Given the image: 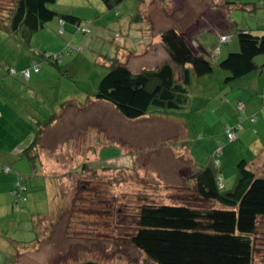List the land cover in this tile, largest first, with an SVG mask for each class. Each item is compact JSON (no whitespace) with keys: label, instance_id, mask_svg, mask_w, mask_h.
<instances>
[{"label":"rangeland","instance_id":"1","mask_svg":"<svg viewBox=\"0 0 264 264\" xmlns=\"http://www.w3.org/2000/svg\"><path fill=\"white\" fill-rule=\"evenodd\" d=\"M201 1L148 0L147 11H149L150 20L154 23L149 26H141L135 21L133 22L135 24L129 28L130 23H132L130 22L131 18L142 12L141 5L136 0H125L116 10H109L101 0H57L50 8L61 14L74 13L78 15L83 20V25L90 29V33L77 31L76 28H73L72 32L60 35L58 30L53 29V26H51L53 22L51 21L46 24L43 30L33 36L29 46L22 41L21 45H18L20 44L17 41L18 39H15L18 37H10L0 31V51L4 50L6 46L9 49H15L14 54L21 48L30 51L36 54L41 70L42 64L46 61L42 57L44 54L59 55L65 53L70 58L67 63L61 58L60 65L67 69L68 74H66L67 72L64 74L69 75V78L71 77L69 79L71 85L62 87V89L61 87L50 88L49 86L40 94H37L35 89L34 95L31 96L33 102L30 101V103L32 111L37 113L44 108L48 109L49 105L47 103L43 104V102L38 104V100L35 98L36 95H48L49 98H58L61 91H63L64 95L77 97L71 96L69 98L73 100L95 97L100 81L109 71L106 56L116 57L119 55L121 62L126 64L134 73H139L142 69L158 67L167 56L159 35L162 29L168 27H177L184 35L187 45L195 53L202 55L215 65L213 74L203 77L199 81L196 80L189 89L190 103L187 108L170 114L180 124V127L187 130L185 132L184 129H180L178 138L174 143L175 152L180 157L179 165H181L177 189L167 188L159 180L152 179L150 183L147 182L145 186H142V180L133 177L136 170L133 172L131 162L138 161L143 156L145 157V154L150 156L155 152L158 154L157 152L165 147L164 143L166 141L163 140V132H160L154 124L126 119L113 105L105 101L103 102L109 104L112 110L115 109L117 116H119L116 119L119 118L124 120L125 123L131 124H126V126L127 133L135 140V145L132 146L133 151L130 152L128 149L131 148L129 146L126 148L122 144L99 147V153L96 154L95 152L94 156L97 157L98 155L100 157L103 168L97 171V178L91 170V173H82L80 168L75 169L73 166L63 168L61 163H66L65 161H69L70 158L68 156L69 149L68 144L60 146L59 143L69 142L71 134L68 133L67 138L64 136L59 137L58 143L55 144L56 150H51L48 154L51 155L53 161L58 160V163L60 162V165L56 162L59 168L43 169L39 168L38 165V169L33 176L31 174L32 178L26 179L28 185L27 201L17 204L20 207L18 209L19 226L14 229L18 230L17 235L22 237L25 248L30 247L34 252L35 255L30 254L28 256L34 259L32 264H70L85 259H96L106 264H154L129 241L130 235L136 230L140 206L143 203L176 204L184 201H189L197 206H210V203L204 204L198 200L190 190L189 185H184V182L190 179V175L187 174L189 173L188 169L191 168L189 157L198 166H206L212 161L216 150H222V153L218 155L221 160L223 149L229 147L228 149L231 150L228 151L229 156L225 159L227 172L224 168H221V176L223 180L227 176L228 180L232 181L227 189L234 186L238 175L237 166L245 158L235 160L233 152L237 150L238 146H246L245 143L256 132L258 122L251 123L248 120L243 122V128L249 130L246 133H243V130L237 132L238 137L243 136V141L239 144L236 140L234 148L232 142L230 143L227 140L225 126L231 125L232 128H235L241 114L243 116L244 114H240V111L234 112L230 103L237 104L238 101H242L247 104V96H254V94L244 86L242 80L225 82L229 73L219 68L218 64L226 56L221 57L217 52L216 58H212V56L205 54L206 51L194 42L199 35H196V33L205 30V32H201L200 37L204 35L203 37H206L209 41V52L211 53V50L216 52L217 46L220 45L218 36L214 32H209L217 27L216 23L219 20L210 15L213 14L211 11L203 12V10L200 12L199 3ZM242 1L251 2L253 0ZM12 2L13 0H0V11L9 8ZM177 9L179 11L175 12ZM257 10L260 11L261 8ZM235 11V15L241 23L244 22L245 17L251 20L254 19V15L249 11L242 9ZM178 12L179 14H177ZM200 18H202L201 22L191 26L193 22ZM149 27L152 30L151 33ZM188 27L190 28L187 30ZM194 28L197 32L193 31ZM154 31H158L159 34ZM187 31H191V34ZM229 32V35L238 41L236 32L232 30ZM200 37L198 38L200 39ZM69 41H71L70 45L73 48L71 53L66 51V44ZM1 57L2 54H0ZM261 57L264 56H260L257 60ZM73 77H76V79ZM22 94L25 95V93ZM54 94L55 96H53ZM243 95H246L245 100L239 98ZM88 110L86 108V111ZM154 110L150 111L151 114L156 113ZM262 112H264V109ZM22 115L21 113V118ZM33 123L32 120L29 121V124ZM116 125H119L118 121ZM87 127L88 132L91 134L89 126L85 125L84 129H87ZM123 127V125L119 127L122 129L121 135L125 130ZM2 128L6 134L11 131L7 125L2 126ZM81 132L84 133V130H81ZM125 150L128 154L125 153ZM34 153H36V150ZM84 153H86L83 155L84 160H86L85 158L88 156L86 150ZM162 155H164V152H162ZM159 156L158 154L156 165L165 169L169 174H166V176L170 178L173 174L171 168L173 166L175 169L178 162L172 156L167 159L165 157L167 154L164 155L163 160ZM163 161L165 163H162ZM260 161L261 158L258 157L257 163H260ZM163 164H166L165 168ZM121 165L124 168H119ZM153 165L155 166V161ZM184 167L186 168L184 169ZM262 169L258 172L259 175H264V168ZM43 170L45 173H43ZM160 171L162 169L156 167L157 178H161ZM193 185L194 182H191V186ZM75 195L80 196L76 206L73 202ZM71 204L75 206L72 209V215L65 216L57 225L50 226L51 223H56L59 220L58 216H53L54 211L68 210ZM39 219L42 222L37 223L38 228L35 234L33 221L38 222ZM49 219L51 221H48ZM44 221L46 222L43 223ZM254 240V264H264V217L259 219ZM25 262L31 264L28 260Z\"/></svg>","mask_w":264,"mask_h":264},{"label":"trees","instance_id":"2","mask_svg":"<svg viewBox=\"0 0 264 264\" xmlns=\"http://www.w3.org/2000/svg\"><path fill=\"white\" fill-rule=\"evenodd\" d=\"M101 1L109 10H116L125 0ZM136 1L141 5L145 2ZM56 2L57 0H13L9 8L0 11V31L18 36L30 46L33 36L55 19H58L62 26L74 25L77 31L86 28L78 15L61 14L52 10L50 6ZM139 17L140 14H137L131 19L134 22ZM64 31V28L61 29L60 35H63ZM236 36L239 49L230 51L218 64L219 68L229 73L226 83L241 80L257 71L260 67L257 59L264 56V33L258 34L236 27ZM160 40L168 60L158 67L142 69L139 73H134L122 63L119 55L106 56L109 71L100 81L95 98L113 105L126 119L133 121L151 114L152 109H155L156 113L168 114L186 109L190 103L189 89L196 80L213 74L215 65L195 53L177 27L165 29L160 35ZM34 55L27 69H31V74H38L40 66L39 72L32 69L33 62L38 63L36 54ZM62 55L44 54L42 57L62 69ZM214 55L216 58L217 52H214ZM11 70H8L10 76L21 75L28 82L22 74L25 70L19 72L13 69L15 74H11ZM239 103L242 102L237 103V109L245 114V109L242 111L238 108ZM255 115L257 116H252ZM252 116L248 119L253 123L257 119L252 121ZM238 126L241 125L237 124L235 128L225 126V132L226 127L237 131ZM227 140L233 142L228 136ZM37 144L38 138L25 150L33 164L34 157L30 153ZM221 151L216 150L209 165L193 169L189 174V181L184 182L185 186L189 185L198 200L204 204L210 203V206H197L189 201L176 204L143 203L140 206L136 230L130 235L129 241L149 261L154 264H254V237L257 234L259 219L264 217V175H259L253 170L249 161L242 160L237 166L238 175L234 186L227 189L223 183V187H220L219 181L222 179L223 182V178L218 155ZM80 169L82 173L92 171L98 178V168L92 164L84 162ZM17 189L19 203L27 201L28 187L23 176L17 179ZM76 195L73 201L75 206L80 197ZM73 205L71 204L68 210L54 211L53 216H58L59 220L50 226L57 225L65 216H71L72 209L75 208ZM35 222L33 221V228L36 234L37 223L42 221L39 219ZM70 264L106 263L85 259Z\"/></svg>","mask_w":264,"mask_h":264},{"label":"crops","instance_id":"3","mask_svg":"<svg viewBox=\"0 0 264 264\" xmlns=\"http://www.w3.org/2000/svg\"><path fill=\"white\" fill-rule=\"evenodd\" d=\"M147 1L148 0L142 5L140 4L142 12L140 13V17L136 19V23L141 26H149L154 23L150 20L149 11H147ZM227 2L230 4H227ZM199 5L200 12L203 10V12L211 11L213 14L210 15H213L216 20H219V22L216 23L217 27L209 32H214L218 36V43L220 45L217 46L216 52L219 51L221 57L226 56L230 51H237L239 49L238 41L229 35L230 30L236 32V27H239L241 29L251 30L258 34L264 33V0H253L251 2H243L242 0H202ZM258 8H261V10L258 11ZM237 9L251 12L254 15V19L251 20L245 17L244 22L241 23L235 15V10ZM177 11L179 10L177 9L175 12ZM177 14H179V12ZM201 21L202 18L193 22L191 26ZM130 22L133 23V19H131ZM132 23H130L129 28L135 24ZM51 26H53V29L58 30V32L64 28L65 31L63 35L67 32H72L73 28L75 29V26L71 24H65L62 26L58 19L53 20ZM189 28L190 27H188L187 30ZM164 30L165 29H162L161 33ZM193 31L197 32L195 28ZM151 32L152 30H150V33ZM154 32L159 34L158 31ZM187 32L186 34H191V31ZM201 32H205V30L198 31L196 33V35L199 34L197 39L194 40L193 36L192 40H194L197 46H201L203 50L206 51L205 54L212 56V58L215 57V50H211V53L209 52V41L206 37H203L204 35L200 37V35H202ZM223 35L229 36L230 39L227 42H220V36ZM8 36L11 37L14 35ZM198 37H200V39ZM15 39H18L17 41L20 43L18 45H21L20 38L18 37ZM68 43L71 44V41ZM68 43L66 44V48ZM14 50L15 49H9V47L6 46L4 50L0 51V54H2V57L0 58V264H28L25 262L26 260L32 264L34 259H31L28 256L30 254L35 255L34 252L30 247L28 249L25 248L22 237L17 235L18 230L14 229L16 226H19V206H17L19 200L16 193V190H18V177L23 176L26 179L32 178L31 174L33 176L34 172L38 169V165L39 168L43 169L59 168L56 164V162L58 163V160L53 161L51 155L48 154H50L51 150H56L55 144L58 143L59 137L64 136L67 138L68 133L71 134L69 142L59 143L60 146L68 144L69 149L68 156L70 158L69 161H65L66 163H61L63 164V168L73 166L75 169H78L84 164V162H88L100 170V165L102 164L100 163V157L98 155L97 157L94 156L95 152L98 154L102 146H117V144H122L126 148L129 146L131 149L128 150L131 152L133 151L132 146L134 147L135 140H133L131 138L132 136L127 133V123L122 119H116V117L119 116H117L115 109L113 108L112 110V107L109 104L96 99L94 96L86 99L79 98L73 100L69 99L73 95H64L63 91H61L58 98H49L48 95H36L35 98L38 100V104L41 102H43V104L47 103L49 108H44L38 113L33 112L30 101L33 100L31 96L34 95L35 89L37 94L48 89L49 86L50 88L61 87L62 89V87H67L69 84L71 85V80H69L71 77L69 78V75L64 74L65 72L68 74L65 67L59 69L52 64V62L47 61H43L44 63L42 62V70L40 69L38 74L32 72L31 78L28 82L21 75L10 76L8 70L15 69L19 72L25 70L30 67V63L35 57L32 52L22 50V48L17 51L16 54H14ZM5 53L7 54L5 55ZM62 54L61 58L65 60V63L70 61L67 54ZM167 60L168 56H166L164 61ZM258 62H260L258 70L241 79L244 86L253 93L255 97L247 96V104L238 101L245 104V118L240 113L241 116L236 123H239L238 125L242 126L245 120L249 121L248 117L257 114V120L253 123L258 122V125L256 126V132H252L253 136L249 138L247 143H245L247 147L238 146L237 150L233 152L235 154V160H240V158H245L242 160H249L250 167L257 173L264 168V112H262L264 109V57H261ZM73 78L76 79V77ZM22 93H25V95ZM53 96H55V94ZM245 96L246 95H243L239 98L245 100ZM73 97L77 98L76 96ZM230 105L234 112L239 111L237 109V104L231 102ZM86 108L89 110L86 111ZM21 113L23 114L22 118L20 117ZM31 120L32 123L33 121H35V123L29 124V121ZM116 120L118 121V126L116 125ZM139 121L154 124L160 132H163V140L166 142L164 143L165 147L161 148L160 152H157L161 156H159V158L163 160L164 155L166 154L167 156L165 157L167 159L172 156L173 158H176L178 166L176 165L175 169L172 166L171 169L173 174L169 178L166 176L168 172H166L161 166L159 167L156 165L158 154H156V152L152 156L145 154L146 156H143L141 159L136 157L141 160L140 162H138L139 160L131 162L133 172L136 170V172L133 173V177L142 180V186H145L147 182L150 183L152 179L159 180V182L165 184L167 188L177 189L180 179L179 173L181 165H179L180 157L175 152L174 143L178 138L180 129L183 130L184 128L180 127V124L168 113H152L135 122ZM6 125L11 129L9 134H6L2 128V126L5 127ZM85 125L89 126L91 134L88 132V127L87 129H84ZM122 125L125 130L121 135L122 129L119 127ZM81 130H84V133H82ZM242 130L243 133H246L249 129L245 130L242 126L241 129L235 131L236 139L232 142L234 148L236 146L234 144L236 140H238L239 144L243 141V136H237V132ZM184 131L186 132L187 130L184 129ZM88 137L90 139H87ZM37 138V147L30 153L34 157L33 164L29 160V156L26 155L25 150L29 148ZM228 148L229 147H225L223 149L222 159H219L221 162V168H224L225 172H227V163L225 159L229 156V154H227L228 151L231 150ZM35 150L36 153H34ZM85 150L88 154L85 158L86 160H84L83 156L86 154L84 153ZM237 151L239 152L236 154ZM162 152H164V155H162ZM125 153L128 154L127 150H125ZM258 157L261 158L260 163H257ZM189 159L191 161V168L188 169L189 173L187 174H190L195 168L200 169L203 167L198 166L190 157ZM152 160L155 161V166L153 165L154 161L152 162ZM162 163H165V161ZM163 165L165 168L166 164ZM122 166L123 165L119 168H124V166ZM156 167L162 169V171L159 172L161 178L156 177ZM4 168H9L11 171L5 172ZM185 168L186 167H184V169ZM164 172L166 173L164 174ZM43 173H45L44 170ZM42 175L45 177L44 174ZM223 183L225 188H227L232 181L228 180V177L226 176ZM26 186L28 187L27 184Z\"/></svg>","mask_w":264,"mask_h":264},{"label":"built area","instance_id":"4","mask_svg":"<svg viewBox=\"0 0 264 264\" xmlns=\"http://www.w3.org/2000/svg\"><path fill=\"white\" fill-rule=\"evenodd\" d=\"M82 31L83 32H86V33H90V30L87 29V28H83ZM62 32H63V30H62ZM229 39H230L229 36H226V35L220 36V42H227ZM66 50H67L68 53H71L73 51V48L71 47L70 43H68V46H67ZM56 57L58 58L59 56H56ZM32 69L35 72H39V64L36 61L33 62ZM15 73H16V71L12 69L11 70V74H15ZM22 74L25 76V78L27 80H29L30 79V76H31V69H27V70L23 71ZM238 108L243 111L245 109V105L243 103H239L238 104ZM256 119H257V116L256 115L251 117V120L252 121H255ZM238 127L239 128H236V129H240L241 128V126H238ZM226 133H227L228 139L230 141H234L236 139L235 131H232V129L230 127H226ZM217 164H219V162H217ZM5 171L6 172H10V169L9 168H6ZM219 186L220 187H223L222 179L219 181ZM20 189L21 190H25L24 187H20ZM17 193H19V191Z\"/></svg>","mask_w":264,"mask_h":264}]
</instances>
